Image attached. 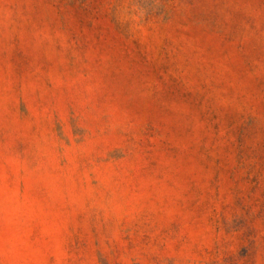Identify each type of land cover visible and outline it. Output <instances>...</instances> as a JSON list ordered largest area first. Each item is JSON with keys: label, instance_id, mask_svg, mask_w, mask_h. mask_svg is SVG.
Returning a JSON list of instances; mask_svg holds the SVG:
<instances>
[{"label": "rangeland", "instance_id": "1", "mask_svg": "<svg viewBox=\"0 0 264 264\" xmlns=\"http://www.w3.org/2000/svg\"><path fill=\"white\" fill-rule=\"evenodd\" d=\"M0 264H264V0H0Z\"/></svg>", "mask_w": 264, "mask_h": 264}]
</instances>
